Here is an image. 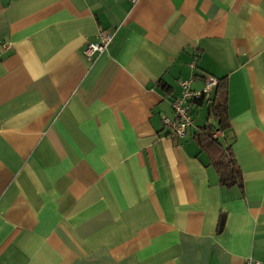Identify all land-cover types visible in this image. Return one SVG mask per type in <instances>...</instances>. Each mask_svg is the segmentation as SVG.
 Here are the masks:
<instances>
[{
	"label": "crops",
	"instance_id": "obj_1",
	"mask_svg": "<svg viewBox=\"0 0 264 264\" xmlns=\"http://www.w3.org/2000/svg\"><path fill=\"white\" fill-rule=\"evenodd\" d=\"M2 43L0 264L264 263V0H0ZM208 77L240 186L195 139L215 88L162 122Z\"/></svg>",
	"mask_w": 264,
	"mask_h": 264
},
{
	"label": "trees",
	"instance_id": "obj_2",
	"mask_svg": "<svg viewBox=\"0 0 264 264\" xmlns=\"http://www.w3.org/2000/svg\"><path fill=\"white\" fill-rule=\"evenodd\" d=\"M216 87L211 104L208 105V114L216 122V127L206 126L195 135L198 146L205 150L209 164L217 175L218 184L229 188L241 185V173L227 146H223L222 140L214 136L215 132L224 133L228 129L226 116V92L224 79H216ZM201 97L195 101H199Z\"/></svg>",
	"mask_w": 264,
	"mask_h": 264
},
{
	"label": "built area",
	"instance_id": "obj_3",
	"mask_svg": "<svg viewBox=\"0 0 264 264\" xmlns=\"http://www.w3.org/2000/svg\"><path fill=\"white\" fill-rule=\"evenodd\" d=\"M138 0H130L135 3ZM112 40V34L107 31H101L97 34V42L88 43L83 48V55L87 60H91L94 56L104 52ZM1 49L7 48L6 43H2ZM192 66V65H191ZM191 80H183L178 82L180 92L178 96L172 101L171 109L173 112V119H163V125L168 127L170 132L182 138L185 135L186 129L191 125V115L188 110V105L202 95L208 94L216 87V79L208 77L204 80V85L199 91H191L189 88ZM244 264H264L261 262L247 259Z\"/></svg>",
	"mask_w": 264,
	"mask_h": 264
},
{
	"label": "rangeland",
	"instance_id": "obj_4",
	"mask_svg": "<svg viewBox=\"0 0 264 264\" xmlns=\"http://www.w3.org/2000/svg\"><path fill=\"white\" fill-rule=\"evenodd\" d=\"M205 111V110H204ZM207 114V113H206Z\"/></svg>",
	"mask_w": 264,
	"mask_h": 264
}]
</instances>
